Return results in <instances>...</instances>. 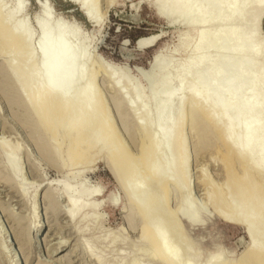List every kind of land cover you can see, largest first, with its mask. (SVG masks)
<instances>
[{
  "label": "rangeland",
  "instance_id": "374dc122",
  "mask_svg": "<svg viewBox=\"0 0 264 264\" xmlns=\"http://www.w3.org/2000/svg\"><path fill=\"white\" fill-rule=\"evenodd\" d=\"M1 2L4 8L2 14L10 12L15 4L23 5L22 13L16 15L13 21L25 23L27 30L33 34L35 52L40 47V26H51L53 33L65 26L69 37L77 34L76 40H72L71 36L70 42L74 41L76 53L86 51L90 59L88 69L85 66L91 74L86 79V87L92 89L93 96L103 105V113L98 118L108 120L121 143L119 148L116 145L117 154L122 156L126 153L134 158L130 183L142 186L139 182L148 172L145 163L150 154L140 152L143 146L148 145V138L161 119L155 114L157 105L164 99L158 88L170 81L177 66L181 65L180 75H184L186 64L204 53H192L194 41L184 49L178 46L179 37L188 31L187 27L169 25L157 14L153 0H88L91 4L95 2L94 11L100 21L98 26L87 20L73 0ZM40 6L47 12L46 26L37 22ZM237 7L243 8L242 4ZM261 17L259 32L255 34L254 17L251 14L245 16L243 36L250 47L261 44L260 50H263L264 13ZM54 23L57 27L53 26ZM235 25H228L227 29H235ZM214 28L202 26L195 31L212 32ZM159 33L163 36L153 47L137 49L136 42L140 38ZM2 42L3 39H0ZM161 51L171 59L167 74L160 72L146 78L151 60ZM260 52V58H264V50ZM27 56L25 48L16 54L4 42L0 44V264H11L12 259L19 257L21 261L14 264H162L148 257L152 248L147 242H142L146 226L137 208L129 203L128 194L110 171L107 142L93 146L89 152L87 150L81 163L73 166L74 159L70 158L69 149L74 145H71L69 134L52 128V120L63 104L48 99L38 110L34 109L33 100L28 95L32 90L35 100L41 99L42 92L34 85L41 78L40 73L25 71L17 76L13 73L14 67L27 65ZM34 62L38 66V56ZM108 73L113 77L110 78ZM180 75L171 80L173 86ZM134 94L137 98L129 104L128 99ZM178 98L180 104L169 109L175 112L173 120H168L169 125L177 124L179 116L191 104L186 91L180 92ZM201 98L203 100L199 99V102L205 106L196 115L213 127L208 138L201 142L200 132L192 128L194 115L187 114L180 135L183 148L165 150L161 145L158 162L155 158L154 166L161 167V160L166 162L161 171L173 173L177 181H183L178 189L171 187V196L168 197L170 210L177 211L190 199L192 206L207 220L201 225L200 220L195 218V226L191 227L183 219H178L181 232H177L174 241L179 245L180 262L207 264L210 260L215 262L220 259L229 264H240L252 238L243 225L225 218L227 221L224 217L222 219L221 214L228 212L225 209L221 213L220 209H224L221 203L229 205L236 202L235 187L228 185L227 178L229 170L239 174L241 167L236 161L231 162L232 165L227 161L229 167L225 161L227 148L222 137L228 131L216 132L217 124L207 120V116L214 113L219 122V114L215 107L206 105V98ZM46 104L53 106V110L46 114L51 121L46 125L48 128L40 121ZM68 116V121L75 119L76 109H72ZM53 134L58 140L53 138ZM241 135L237 131L229 144H238ZM173 142L177 143V140ZM11 156L18 164L19 175L9 166L8 157ZM146 188L152 190V187ZM135 192V201L142 204L143 198L138 195L137 188ZM159 197L162 198V194ZM70 200L80 205L73 219L67 217L71 209ZM218 203L221 206L219 210ZM15 254L18 256L15 257Z\"/></svg>",
  "mask_w": 264,
  "mask_h": 264
},
{
  "label": "bare ground",
  "instance_id": "6f19581e",
  "mask_svg": "<svg viewBox=\"0 0 264 264\" xmlns=\"http://www.w3.org/2000/svg\"><path fill=\"white\" fill-rule=\"evenodd\" d=\"M91 1L93 2V0ZM153 1L159 17L169 25L187 27L188 31L179 37L178 46L184 49L191 41H194L192 53H204L186 64L184 75H180L181 65L177 66L174 75L169 79L170 81L163 83L158 88L159 93L164 95V99L157 105L155 114L161 119L154 126V132L148 138V145L143 146L140 152L143 155L147 152L150 154L149 160H145L148 172L139 182L142 185L140 187L130 183L135 166L134 158L126 153L122 156L117 154L116 145L119 148L121 143L116 138L115 132L112 131L108 120L101 121L99 119L101 118L100 114L103 113V105L93 96L92 89L86 87V79L91 76L86 70L90 59L86 51L75 52V44L73 45L74 41L70 42L72 35L70 34L69 37L67 27L58 29V26V30H54L53 33L51 26H40L42 28V33L39 35L40 47L38 46L39 49L35 52L32 47L33 34L27 30L25 23L18 24L13 21L16 15L22 13L23 5L15 4L10 12L2 14L4 8L0 0V39H3L6 47L11 48L16 54L23 48L27 50V65L20 68L14 67L15 76L25 71L41 75L39 81L34 84L36 89L42 92L41 99L35 100L32 90L28 95L31 101L33 100L34 109L38 110L48 99L63 104L54 119L52 118V128L56 132L69 134L71 145H74L69 149V153L72 155L70 158L74 159L73 166H78L81 163L87 150L89 152L93 146L107 142L110 171L128 194L129 203L137 208L146 226L142 242L143 244L147 242L152 248L148 257L156 259L162 264H182L179 245L177 241H174L177 232H181L179 218L191 227L195 226V218L196 221L200 220L201 225L205 224L207 220H204L202 214L192 206L190 199H187L177 211L170 210L168 197L171 196V187L178 189L183 181H177L173 173L161 171V167L166 165V162L159 160L162 162L161 167H155V158L159 157L161 145L165 150L183 148L180 135L187 114L194 115L191 121L192 128L200 132L201 142L208 138L213 127L196 115L205 106L200 103L201 101L199 102V99L206 98V105L215 107L220 118L217 122L214 113H209L207 120L217 124L216 132L228 131V134L222 135L223 143L227 148L224 157L226 160H224L230 164L236 161L241 167L239 174L236 171H228V185L235 187L236 202L229 205L219 202L224 206H222L224 209H220V211L226 209L228 213H225L227 216H224L225 214H221V216L218 211L221 206L218 203L217 206H220L217 210L218 214L222 219L224 217V219L236 221L240 226L243 225L252 238L240 264H264V222L262 221L264 217V58H260V51L264 49L260 50L262 49L261 44L250 47L249 42L243 36V19L250 14L254 17L253 32L255 34L259 32L260 17L264 13V0ZM41 3L44 6V2ZM73 3L79 6L90 23L95 26L100 24L94 11L95 2L91 4L88 0H73ZM241 4L243 8H238L237 6ZM43 6H40L41 12L37 17L39 25H45L44 21L47 17V12L43 11L46 5ZM49 23L47 25H50ZM235 23V29H227L228 25ZM53 26L57 27L55 23ZM202 26H206L208 29L215 27L216 29L214 28L215 31L212 32L202 29L195 31L196 28ZM162 36L163 33H159L140 38L136 42V47H139V50L153 47ZM75 38H77V34L71 39L76 40ZM78 38L80 37L78 36ZM37 56L39 57L38 66L34 64ZM170 64L171 59L165 55L164 51L156 53L150 62L146 78L160 72L167 74ZM179 75L180 79L173 86V82L170 83L171 80L175 77L177 79ZM227 75L231 76L227 77ZM109 77L112 78L113 75L109 74ZM221 84L223 87H220ZM126 90L129 88L126 87ZM183 91H186L191 98L189 109L179 116L177 124L169 125L168 120L175 117V112L169 109L180 101L178 94ZM136 98L137 94L132 95L128 99V103L132 104ZM72 109H76L77 116L68 121L67 117ZM52 110V105H44L40 118L43 126L51 124L46 114ZM237 131L242 134L238 144H229ZM55 136L56 134L53 138L58 140ZM174 139L177 140V143L173 142ZM103 145L106 148L105 143ZM228 162V166L231 167ZM8 163L15 174L19 175L20 170L13 156L8 157ZM185 164L186 159L183 166ZM150 166L153 168H149ZM226 168L228 167L226 166ZM229 186L227 187L229 188ZM146 187H152V190L148 191ZM136 188L138 195L143 198L142 204L137 203L134 199ZM159 194H162V198L159 197ZM70 207L67 217L73 219L78 213L80 205L76 201L70 200ZM17 256L15 254V257ZM212 259L215 260V256ZM16 261L20 262L21 257L12 259L10 263L14 264ZM183 264L190 263L187 261ZM207 264L229 263L219 259L215 262L210 260Z\"/></svg>",
  "mask_w": 264,
  "mask_h": 264
},
{
  "label": "water",
  "instance_id": "95a60500",
  "mask_svg": "<svg viewBox=\"0 0 264 264\" xmlns=\"http://www.w3.org/2000/svg\"><path fill=\"white\" fill-rule=\"evenodd\" d=\"M137 49H139V47H137Z\"/></svg>",
  "mask_w": 264,
  "mask_h": 264
}]
</instances>
